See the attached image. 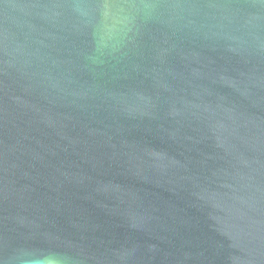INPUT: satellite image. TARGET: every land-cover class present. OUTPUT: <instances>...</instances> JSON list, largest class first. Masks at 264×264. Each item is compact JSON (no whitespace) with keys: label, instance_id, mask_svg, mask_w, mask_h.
Wrapping results in <instances>:
<instances>
[{"label":"water","instance_id":"obj_1","mask_svg":"<svg viewBox=\"0 0 264 264\" xmlns=\"http://www.w3.org/2000/svg\"><path fill=\"white\" fill-rule=\"evenodd\" d=\"M264 264V0H0V264Z\"/></svg>","mask_w":264,"mask_h":264},{"label":"clouds","instance_id":"obj_2","mask_svg":"<svg viewBox=\"0 0 264 264\" xmlns=\"http://www.w3.org/2000/svg\"><path fill=\"white\" fill-rule=\"evenodd\" d=\"M22 264H75V261L70 256L55 251H46L28 255Z\"/></svg>","mask_w":264,"mask_h":264}]
</instances>
